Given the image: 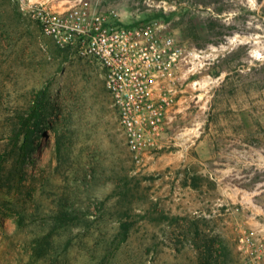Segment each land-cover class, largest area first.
Instances as JSON below:
<instances>
[{
  "label": "rangeland",
  "instance_id": "obj_1",
  "mask_svg": "<svg viewBox=\"0 0 264 264\" xmlns=\"http://www.w3.org/2000/svg\"><path fill=\"white\" fill-rule=\"evenodd\" d=\"M92 1L157 20L192 64L138 163L97 61L0 0V152L49 87L38 148L0 169V264H243L244 233L264 263V0Z\"/></svg>",
  "mask_w": 264,
  "mask_h": 264
},
{
  "label": "built area",
  "instance_id": "obj_2",
  "mask_svg": "<svg viewBox=\"0 0 264 264\" xmlns=\"http://www.w3.org/2000/svg\"><path fill=\"white\" fill-rule=\"evenodd\" d=\"M11 2L59 47L97 61L138 163L162 146L167 108L175 98L170 85L192 64L185 44L163 31L157 20L126 23L116 11H102L92 0L70 5L57 0ZM239 249L243 264H264L251 234L240 236Z\"/></svg>",
  "mask_w": 264,
  "mask_h": 264
},
{
  "label": "trees",
  "instance_id": "obj_3",
  "mask_svg": "<svg viewBox=\"0 0 264 264\" xmlns=\"http://www.w3.org/2000/svg\"><path fill=\"white\" fill-rule=\"evenodd\" d=\"M48 86L39 89L32 100V104L29 109L25 111L19 117L17 128L14 129V134L11 137V149L0 152V169L4 163L8 160L10 152L16 156L20 168L26 164L27 160L35 152L39 146L37 142L40 136L44 133L43 125L45 122V112L47 110V94ZM2 173L0 171V179ZM71 212L67 210L62 211L56 216L57 221L61 223H67L71 216ZM76 216V215H75ZM130 225L128 223H122L121 229L118 231V236L122 237V241H127L130 234Z\"/></svg>",
  "mask_w": 264,
  "mask_h": 264
}]
</instances>
